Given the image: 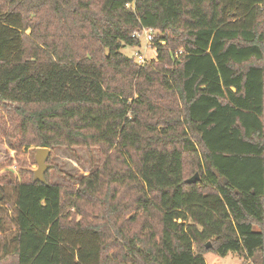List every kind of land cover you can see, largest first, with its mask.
Segmentation results:
<instances>
[{"label":"trees","instance_id":"16d2710c","mask_svg":"<svg viewBox=\"0 0 264 264\" xmlns=\"http://www.w3.org/2000/svg\"><path fill=\"white\" fill-rule=\"evenodd\" d=\"M0 141L101 156L73 187L6 160L0 264H264V0H0Z\"/></svg>","mask_w":264,"mask_h":264},{"label":"rangeland","instance_id":"374dc122","mask_svg":"<svg viewBox=\"0 0 264 264\" xmlns=\"http://www.w3.org/2000/svg\"><path fill=\"white\" fill-rule=\"evenodd\" d=\"M30 34V30L26 31ZM153 36L156 37L157 33L153 32ZM154 39V38H153ZM139 44H123L120 48V52L129 58H134L137 60L135 53L145 55L146 61L156 58L155 48H152V43L147 44L145 40V33L142 32L138 35ZM152 42V41H151ZM155 51V56L149 57V52ZM35 145H30L27 148H22L20 151H14L9 149L5 144L0 141V174L5 175L7 172L17 173V168L14 163L11 167L6 169V160L13 156H21L26 161L27 168L31 172L36 169V164L34 160L35 155ZM101 156L99 150L96 147H82V146H55L50 149V155L47 159V163L51 165L48 172V180L53 183L65 187L76 186L74 184V178L80 176L89 175L91 172L95 171L100 166ZM7 171H2V169ZM188 168V167H187ZM196 171L192 173V177ZM8 191V201L3 205H0V252L2 245L10 238L13 233L14 226L11 220L13 215V205H14V191L11 188ZM210 242V241H209ZM211 243V242H210ZM203 258L206 264H247L242 256L239 254L228 252L225 256H221L212 251H207L204 253Z\"/></svg>","mask_w":264,"mask_h":264},{"label":"water","instance_id":"95a60500","mask_svg":"<svg viewBox=\"0 0 264 264\" xmlns=\"http://www.w3.org/2000/svg\"><path fill=\"white\" fill-rule=\"evenodd\" d=\"M49 155L50 149L48 147L35 148L34 160L37 167L35 170H33V181H39L42 184H46L45 172L51 168V165L47 163ZM197 180L198 174L195 173L192 177L186 179L185 182L194 183ZM206 247H210V242H207Z\"/></svg>","mask_w":264,"mask_h":264},{"label":"built area","instance_id":"2783aa9c","mask_svg":"<svg viewBox=\"0 0 264 264\" xmlns=\"http://www.w3.org/2000/svg\"><path fill=\"white\" fill-rule=\"evenodd\" d=\"M142 32L145 33V40L147 42V44L150 45V43H152L151 41H153V31L151 29H146V28H142L141 31H134L131 35L132 38L134 39H138V35L141 34ZM135 56L137 57V60H135L138 64H143L146 61V57L145 55H141L139 53H135Z\"/></svg>","mask_w":264,"mask_h":264},{"label":"crops","instance_id":"0c3cea01","mask_svg":"<svg viewBox=\"0 0 264 264\" xmlns=\"http://www.w3.org/2000/svg\"><path fill=\"white\" fill-rule=\"evenodd\" d=\"M156 51V50H155ZM155 51L153 50V52H149V57L151 58L152 56H155Z\"/></svg>","mask_w":264,"mask_h":264}]
</instances>
